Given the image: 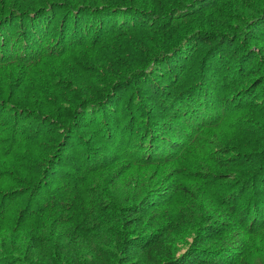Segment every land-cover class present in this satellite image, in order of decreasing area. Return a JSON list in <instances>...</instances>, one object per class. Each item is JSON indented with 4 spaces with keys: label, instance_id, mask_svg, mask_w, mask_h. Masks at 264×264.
Masks as SVG:
<instances>
[{
    "label": "trees",
    "instance_id": "obj_1",
    "mask_svg": "<svg viewBox=\"0 0 264 264\" xmlns=\"http://www.w3.org/2000/svg\"><path fill=\"white\" fill-rule=\"evenodd\" d=\"M0 264H264V0H0Z\"/></svg>",
    "mask_w": 264,
    "mask_h": 264
}]
</instances>
